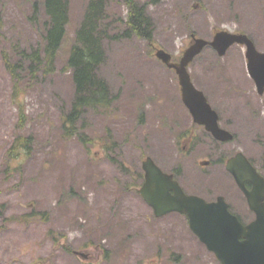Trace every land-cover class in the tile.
Segmentation results:
<instances>
[{
  "label": "rangeland",
  "instance_id": "374dc122",
  "mask_svg": "<svg viewBox=\"0 0 264 264\" xmlns=\"http://www.w3.org/2000/svg\"><path fill=\"white\" fill-rule=\"evenodd\" d=\"M36 1L40 14V0H0V264H222L187 215L156 216L138 191L148 155L163 168L180 166L188 192L206 195L205 187L227 177L222 167L199 168L190 150L176 145L175 122L185 124L189 115L177 74L155 53L165 48L178 60L192 32L212 39L221 29L249 34L264 51V0H131L145 6L149 37L124 36L127 0H109L100 73L110 105L88 111L74 131L65 126L75 95L67 59L88 0H69L55 70L21 73L16 83L4 57L16 60L18 49L40 42ZM236 53L238 46L225 56L207 46L190 73L209 94L231 91L213 103L241 104L239 113L221 109L240 130L221 155L242 150L264 169V94L239 71L245 55ZM245 101L259 115L251 116Z\"/></svg>",
  "mask_w": 264,
  "mask_h": 264
},
{
  "label": "water",
  "instance_id": "95a60500",
  "mask_svg": "<svg viewBox=\"0 0 264 264\" xmlns=\"http://www.w3.org/2000/svg\"><path fill=\"white\" fill-rule=\"evenodd\" d=\"M192 41L183 51L179 61L172 60V54L165 48H158L155 55L178 74L182 99L190 108L195 120L206 122L203 113L211 110L202 91L192 82L188 66L210 44L219 55L225 54L234 43L247 47L248 68L255 79L260 93L264 92V52L259 51L247 33L219 30L212 40L191 34ZM212 111V110H211ZM214 113V111H212ZM211 130L221 140H229L232 134L219 129L216 117L212 118ZM145 180L139 191L155 210L156 216L171 211L185 212L192 231L215 253L222 264H264V177L256 170L242 152L227 162V169L235 176L245 190L250 207L256 217L243 224L237 215L229 210L223 196L215 201H207L196 194H186L172 174L163 171L151 156L142 163ZM253 182L252 190H247L245 181ZM174 191V193L171 192Z\"/></svg>",
  "mask_w": 264,
  "mask_h": 264
},
{
  "label": "trees",
  "instance_id": "16d2710c",
  "mask_svg": "<svg viewBox=\"0 0 264 264\" xmlns=\"http://www.w3.org/2000/svg\"><path fill=\"white\" fill-rule=\"evenodd\" d=\"M108 1L88 0L84 18L76 29L75 40L69 49L67 66L72 76L75 95L71 109L66 114L65 126L71 131H74L78 121L88 111H100L110 105L111 89L100 73V67L106 59L104 41L110 38ZM127 5L129 14L123 35L149 37L151 24L146 16L145 6L132 3L131 0H127ZM34 11L33 23L37 25L40 42L29 50L18 49L19 57L16 60L11 56L4 57L16 83L22 78L21 73L33 77L40 71L53 72L67 34L69 0H40V14L36 1ZM79 136L83 137L82 134ZM26 145L25 142L24 146Z\"/></svg>",
  "mask_w": 264,
  "mask_h": 264
},
{
  "label": "flooded vegetation",
  "instance_id": "af4514ba",
  "mask_svg": "<svg viewBox=\"0 0 264 264\" xmlns=\"http://www.w3.org/2000/svg\"><path fill=\"white\" fill-rule=\"evenodd\" d=\"M207 46H210L214 51H216L213 48V46H211L210 44H208ZM233 46L239 47V54L236 53L238 58H239V55H240V57H241V55H245L246 47H245V45L239 44V43L232 44L227 49L225 54H223V55H219L217 52L216 53L219 56H225ZM172 60L178 61L179 59L176 60L173 57ZM244 60H245V63L240 64L237 68H239V71L243 73V76H245V78H247L248 80H251L253 85L256 86L255 80L251 77V75L248 71L246 55H245ZM190 65H189V67H190ZM170 69L175 72V69H173V68H170ZM189 72H190V68H189ZM190 75H191V73H190ZM240 75L242 76L241 73H240ZM191 79H192L194 85L199 90H201L203 92V94L205 95V97L207 99V102L211 106V110L214 111V113L211 110H209L208 112L205 111L203 113V118L206 122H198L195 120V117L192 114V112L190 111V108L186 107L187 111H188V115H189L187 117V122L185 123L186 126L184 123L175 122V125H177L179 123L178 124L179 129H176L173 133L174 138L176 140V145H179V143H180V145L181 144L183 145L182 146L183 148L189 149L190 153L193 156L194 163L201 169L211 168V169L216 170L219 167L224 168L226 171V174H227L226 181H225V183H220L217 186L208 185V187H205V191L207 193L206 195L205 194L201 195L197 192H188L187 189H185V187L182 184L181 179H180V175L183 172V170L181 169L180 166H173V167L168 169V168H163L158 162H156V163L159 164L161 166V168H163V170L172 174L173 178L177 179L180 182L183 189L187 193H195V194L201 195L208 201H214L219 196H223L225 198V200L228 202L229 209L231 210V212H233L235 215H237L243 224H248L255 219L256 212L250 207L248 197L246 195L245 190L241 187L239 182L236 180L235 176L230 171L227 170V161L230 158L234 157L238 152H243L249 158L251 163L255 166L257 171L263 177H264V169L262 167H260L258 164H256L253 161V159L242 150H236L235 151V149L232 148V149H229L227 152H224L223 155H221V151L224 147L227 146V143H231L232 141L236 140L237 137L239 136V133H240V130L238 128L239 125L235 122V120L233 118L224 117L223 111L221 109H224V108H227L230 106L231 108H234L239 113V107H241V104H238L235 101H225V100H220L216 103H213L211 100L212 97H217L221 94L224 97H226V96L229 97L232 94L231 91L225 90L222 92V91H218V90H213V93L209 94L206 91L207 89H205V87H201L195 83L192 75H191ZM239 80L241 81V78ZM179 87H180V85H179ZM233 91H237V90H233ZM249 91L246 90V92H242V90H239L237 94L244 95V94L249 93ZM263 94H264V92H263ZM180 95H181V99H182L181 87H180ZM244 107H247L249 109V112H250L251 116H253V117L256 115H259V113H260L258 111V112H256V115H255L254 111L252 110V107L248 106L247 101L244 102ZM214 116L216 117L217 125L219 128H222L224 130L231 132V134L233 135L231 139L223 141V140H220L219 138H217L215 136V134L211 130V126H210L212 123V118ZM200 152L203 153L202 157L194 156L195 154H199ZM244 183H245L247 190H249V191L252 190V188L254 187L253 182L250 180H246ZM213 188H215V189H213ZM171 192L174 193L173 190H171ZM170 213H174V212H170ZM170 213H167V214H170ZM167 214H165V215H167ZM181 214H184V213H181Z\"/></svg>",
  "mask_w": 264,
  "mask_h": 264
}]
</instances>
